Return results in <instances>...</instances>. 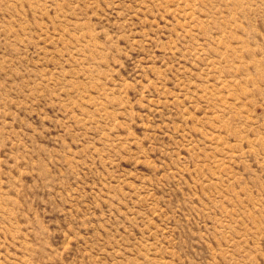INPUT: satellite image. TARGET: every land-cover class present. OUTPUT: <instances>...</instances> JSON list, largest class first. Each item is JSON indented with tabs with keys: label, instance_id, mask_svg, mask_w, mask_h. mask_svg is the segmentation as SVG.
I'll use <instances>...</instances> for the list:
<instances>
[{
	"label": "rangeland",
	"instance_id": "1",
	"mask_svg": "<svg viewBox=\"0 0 264 264\" xmlns=\"http://www.w3.org/2000/svg\"><path fill=\"white\" fill-rule=\"evenodd\" d=\"M0 264H264V0H0Z\"/></svg>",
	"mask_w": 264,
	"mask_h": 264
}]
</instances>
